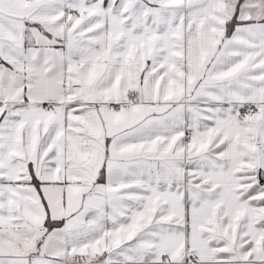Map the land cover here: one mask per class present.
Here are the masks:
<instances>
[{"label": "snow or ice", "instance_id": "1", "mask_svg": "<svg viewBox=\"0 0 264 264\" xmlns=\"http://www.w3.org/2000/svg\"><path fill=\"white\" fill-rule=\"evenodd\" d=\"M0 264H264V0H0Z\"/></svg>", "mask_w": 264, "mask_h": 264}]
</instances>
